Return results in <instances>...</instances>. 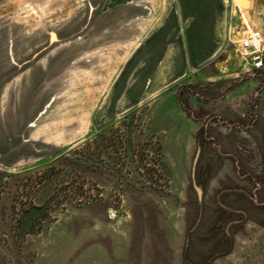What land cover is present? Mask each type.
Returning <instances> with one entry per match:
<instances>
[{
	"label": "rangeland",
	"instance_id": "374dc122",
	"mask_svg": "<svg viewBox=\"0 0 264 264\" xmlns=\"http://www.w3.org/2000/svg\"><path fill=\"white\" fill-rule=\"evenodd\" d=\"M176 1L0 0V264H264V71L86 30Z\"/></svg>",
	"mask_w": 264,
	"mask_h": 264
},
{
	"label": "crops",
	"instance_id": "0c3cea01",
	"mask_svg": "<svg viewBox=\"0 0 264 264\" xmlns=\"http://www.w3.org/2000/svg\"><path fill=\"white\" fill-rule=\"evenodd\" d=\"M145 1L138 0V3H145ZM249 2V9L244 10L248 19L247 22L244 19L242 9L235 16L231 14L233 8L232 0L229 9H226L223 0H177L176 5L172 3V8L162 17L154 15V13L140 6L122 3L115 5L104 13L95 14L88 24L89 29L86 30L92 32L94 27L97 26L100 28L99 30L107 33H154L143 50L134 55L131 61L135 63L137 66L136 71H139V73L142 71L139 67L144 62L142 59L148 54L147 48L151 51V48L157 47L158 44L162 45L163 39L166 41L168 36H170L167 34L177 33L179 35L180 32H184L186 34L184 40L180 35H176L175 38L178 41L170 45V48L177 50L175 53L180 57L182 64L196 66L202 63V68L204 69L208 65H213L215 68L224 65L223 71L220 68L219 72L224 73V71L230 70L237 72L234 73L236 76L240 73L241 64H238L240 67L238 69L237 64H235L234 60H230L229 56L221 59L223 48L229 45L232 46L230 40H232L234 31L240 26L242 28V21L244 20V23L247 24L246 28L264 35V0H249ZM79 23L81 26H86L83 20L77 21L76 25L79 26ZM183 42L187 43L185 47H183ZM232 50L236 54V49ZM233 52L229 55H233ZM161 55L159 58H162ZM233 56L236 57L235 55ZM157 62L154 55L153 64ZM246 68L243 66L242 69H245L243 73H248V71L252 70L251 68H249L250 70ZM262 70L264 71V69ZM149 72L152 73V70ZM139 79L140 81H145L146 76L144 77L143 75ZM217 79L219 78H215L211 74L206 78L211 83L217 81ZM131 96V91L125 94V97Z\"/></svg>",
	"mask_w": 264,
	"mask_h": 264
},
{
	"label": "built area",
	"instance_id": "2783aa9c",
	"mask_svg": "<svg viewBox=\"0 0 264 264\" xmlns=\"http://www.w3.org/2000/svg\"><path fill=\"white\" fill-rule=\"evenodd\" d=\"M232 35L231 44L244 62L243 66L256 71L264 69V35L248 28L236 30Z\"/></svg>",
	"mask_w": 264,
	"mask_h": 264
},
{
	"label": "trees",
	"instance_id": "16d2710c",
	"mask_svg": "<svg viewBox=\"0 0 264 264\" xmlns=\"http://www.w3.org/2000/svg\"><path fill=\"white\" fill-rule=\"evenodd\" d=\"M73 157H75L76 156V158L78 159V155H76V154H74V155H72ZM91 160L90 159H88V162H90ZM33 213V212H32ZM33 215H34V213H33ZM30 217H32V216H30ZM27 220L29 221L30 220V218L28 219L27 218Z\"/></svg>",
	"mask_w": 264,
	"mask_h": 264
},
{
	"label": "flooded vegetation",
	"instance_id": "af4514ba",
	"mask_svg": "<svg viewBox=\"0 0 264 264\" xmlns=\"http://www.w3.org/2000/svg\"><path fill=\"white\" fill-rule=\"evenodd\" d=\"M260 191H261V189L258 188V189H257V192L259 193ZM257 206H259V205H257ZM262 206H264V203H262Z\"/></svg>",
	"mask_w": 264,
	"mask_h": 264
},
{
	"label": "water",
	"instance_id": "95a60500",
	"mask_svg": "<svg viewBox=\"0 0 264 264\" xmlns=\"http://www.w3.org/2000/svg\"><path fill=\"white\" fill-rule=\"evenodd\" d=\"M197 192H198V194L200 195L199 191H197Z\"/></svg>",
	"mask_w": 264,
	"mask_h": 264
}]
</instances>
